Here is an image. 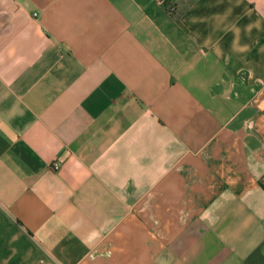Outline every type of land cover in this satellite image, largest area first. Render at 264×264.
<instances>
[{
	"label": "crops",
	"instance_id": "0c3cea01",
	"mask_svg": "<svg viewBox=\"0 0 264 264\" xmlns=\"http://www.w3.org/2000/svg\"><path fill=\"white\" fill-rule=\"evenodd\" d=\"M0 264H264V0H0Z\"/></svg>",
	"mask_w": 264,
	"mask_h": 264
},
{
	"label": "built area",
	"instance_id": "2783aa9c",
	"mask_svg": "<svg viewBox=\"0 0 264 264\" xmlns=\"http://www.w3.org/2000/svg\"><path fill=\"white\" fill-rule=\"evenodd\" d=\"M161 4H168V7L170 9V11H176L177 9V3H178V0H158ZM54 168L55 169H58L60 168V162L58 161H55L54 162Z\"/></svg>",
	"mask_w": 264,
	"mask_h": 264
}]
</instances>
